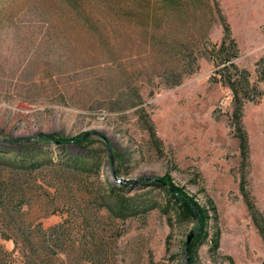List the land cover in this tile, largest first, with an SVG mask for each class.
Listing matches in <instances>:
<instances>
[{
  "label": "rangeland",
  "instance_id": "rangeland-1",
  "mask_svg": "<svg viewBox=\"0 0 264 264\" xmlns=\"http://www.w3.org/2000/svg\"><path fill=\"white\" fill-rule=\"evenodd\" d=\"M0 151L16 264L28 237L66 242L53 264H264V0H0ZM166 176L204 224L140 183Z\"/></svg>",
  "mask_w": 264,
  "mask_h": 264
},
{
  "label": "trees",
  "instance_id": "trees-1",
  "mask_svg": "<svg viewBox=\"0 0 264 264\" xmlns=\"http://www.w3.org/2000/svg\"><path fill=\"white\" fill-rule=\"evenodd\" d=\"M181 83L180 81L177 82V84ZM232 87H238L239 83H230ZM84 135V134H83ZM83 135L79 136L78 138H70V139H64L60 138L56 135H42L40 136L41 139H43L45 142H53L57 145H62L66 146L68 144L75 143L77 145H83V143L87 142L88 139L90 138L91 134L87 137H84ZM100 138H102L105 143H108L106 138L101 135L96 133ZM242 139V138H241ZM244 139V138H243ZM242 139V141H243ZM22 145H25V141L22 142ZM35 147L31 151L29 155H32V158L29 160V166L32 165L34 166L33 168L39 167L41 165V162L39 161V154L38 157L35 152ZM0 153H2L0 151ZM41 153V152H39ZM20 163H28L22 159ZM69 165H73L76 170L79 169H88L90 164H86L84 161L82 162L81 160L78 159H70L66 162ZM64 164L67 166V164ZM142 185H148L152 186L155 188L162 189L165 191L167 194L170 195L172 200H174L179 206V210L182 211V213H187L189 217H191L194 220L201 221L203 224L206 222V212L205 210L201 207V205L195 203V201L191 198H189L184 192H182L172 181V179L169 176H166L163 179H157V180H144L140 182ZM140 208H138L135 205H132L131 202H127L124 200H121L119 202V207L117 210V215L119 217L123 218H128L130 216H135L138 214ZM61 230V226L54 227L50 229L49 231H54V232H59ZM260 234L264 240V227L260 225ZM56 237L58 239L61 237L58 234H56ZM35 239V237H33ZM199 238H201V235L195 237L190 245V251H194L195 249V244L199 241ZM32 238L28 237L26 243V246L24 247V251H22L23 257L26 260V264H53V257H57L58 255L62 254L63 251L65 250V245L66 242H57L56 243V248L53 251L52 248L44 249L42 248L41 251L44 253L37 254L36 251L31 252L32 249L30 247H33L35 245H38L37 243L33 242L31 240ZM47 236L44 234L43 236L36 238L35 240L38 241V243H46ZM41 241V242H40ZM30 249V250H29ZM93 262V261H92ZM94 264H97V262H93ZM0 264H16L13 258V252H8L6 251L2 246H0Z\"/></svg>",
  "mask_w": 264,
  "mask_h": 264
},
{
  "label": "water",
  "instance_id": "water-1",
  "mask_svg": "<svg viewBox=\"0 0 264 264\" xmlns=\"http://www.w3.org/2000/svg\"><path fill=\"white\" fill-rule=\"evenodd\" d=\"M88 135H89V133L86 134L84 137H87ZM108 146H109V145H108ZM109 150H110L111 160L113 161V153H112V150H111L110 146H109ZM195 234H196V232H193V233L188 237V241H187V253L189 252L190 244H191V241L193 240V238L195 237Z\"/></svg>",
  "mask_w": 264,
  "mask_h": 264
}]
</instances>
